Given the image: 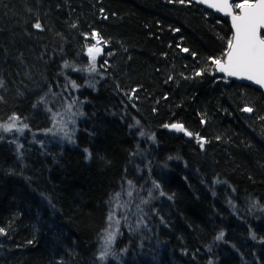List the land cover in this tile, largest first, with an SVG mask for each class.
<instances>
[{
    "label": "trees",
    "instance_id": "1",
    "mask_svg": "<svg viewBox=\"0 0 264 264\" xmlns=\"http://www.w3.org/2000/svg\"><path fill=\"white\" fill-rule=\"evenodd\" d=\"M231 37L188 0H0V124L28 126L0 130V264H264V96L216 74Z\"/></svg>",
    "mask_w": 264,
    "mask_h": 264
},
{
    "label": "snow or ice",
    "instance_id": "2",
    "mask_svg": "<svg viewBox=\"0 0 264 264\" xmlns=\"http://www.w3.org/2000/svg\"><path fill=\"white\" fill-rule=\"evenodd\" d=\"M179 3H185V0H178ZM189 3L192 0H188ZM200 3H207L209 7L216 9L217 11L223 12L226 16L231 17V24L233 30V36L228 40L227 51L225 53L226 59H214L212 63L216 66V69L220 72L225 73L227 76L238 77L253 81L254 83L264 87V35H261V30L264 29V0H242L240 3H230L229 0H198ZM238 9L239 11H234ZM103 12V9H101ZM36 29H41L42 25L37 22L33 25ZM75 27V25H73ZM92 37L96 38V44L88 48L89 65L86 69H80L81 71L95 72L96 71V57L101 53L102 49L97 47L101 43L99 33L93 32ZM105 44L107 41H103ZM187 52L188 49H182ZM111 55V53H109ZM193 55H195L193 53ZM211 59V58H210ZM107 63V61H105ZM65 68L69 65L65 62ZM200 73H197L199 75ZM171 79V77H169ZM0 86H3V81L0 80ZM73 87H77L73 82ZM133 93L137 90L133 89ZM130 99L132 97H129ZM44 97H40L39 102H43ZM75 103V101H74ZM36 107V105H33ZM134 106V105H133ZM69 110L71 105L68 106ZM245 112H252L251 107H245ZM82 115V113H81ZM20 118L15 114L9 117V122L0 124V130L3 133H10L13 130L17 132H23V129L27 128L26 124L21 127H17V121ZM264 119V117H261ZM139 123V121H137ZM165 127L173 128L177 131L184 132L185 135L191 136L192 133L188 132L182 124H171L165 125ZM62 130V129H61ZM50 131V130H49ZM142 136L143 132L140 133ZM0 135V139H2ZM71 141V137H67ZM219 139V137H217ZM201 148H203L204 141L201 137H197ZM19 150V145L17 146ZM131 183V182H129ZM159 187V185H155ZM164 195V193H161ZM171 199V197H169ZM147 203V201H145ZM115 213L110 212L108 219L111 221ZM119 224V221H116ZM104 244L102 250L99 252L98 259L105 261L111 253V246L116 240L118 232L105 230ZM6 231L0 227V235H5ZM224 232H219L215 240L222 241L224 239ZM252 239H256V236L252 234ZM32 243V241H29ZM123 251V250H122ZM119 259V257H115ZM209 264H212L209 261Z\"/></svg>",
    "mask_w": 264,
    "mask_h": 264
},
{
    "label": "water",
    "instance_id": "3",
    "mask_svg": "<svg viewBox=\"0 0 264 264\" xmlns=\"http://www.w3.org/2000/svg\"><path fill=\"white\" fill-rule=\"evenodd\" d=\"M235 1L236 0H229V2L233 3V4L235 3ZM191 3H193V4H195V5L199 6V7L204 8L205 10H207L210 13L214 14L218 18L227 19L228 22H229V25H230L232 36H233V30H232V24H231V17L230 16H226L223 12L217 11L216 9L209 7L207 3H200V2H198V0H192ZM234 11H239V10L238 9H234ZM261 35H264V29L261 30ZM94 44H96V38H94ZM97 47L101 48L102 51L96 57V59H101L103 57V55H104V51H106L109 48V45H106L105 47L97 45ZM224 59H226V56L224 57ZM215 72H216V74L218 76L224 78L225 83L235 82V83H238V84L247 85V86H249L251 88H254V89L260 91L263 94V96H264V87H261L260 85L254 83L253 81H249V80L238 78V77L227 76L225 73L218 71L216 69V66H215ZM169 130H172V131H174V132H176L178 134H184L186 140H188V141L192 140V135L191 136L185 135L184 132L177 131V130H175L173 128H169Z\"/></svg>",
    "mask_w": 264,
    "mask_h": 264
},
{
    "label": "rangeland",
    "instance_id": "4",
    "mask_svg": "<svg viewBox=\"0 0 264 264\" xmlns=\"http://www.w3.org/2000/svg\"><path fill=\"white\" fill-rule=\"evenodd\" d=\"M99 45H100V46H103V44H101V43H100Z\"/></svg>",
    "mask_w": 264,
    "mask_h": 264
},
{
    "label": "bare ground",
    "instance_id": "5",
    "mask_svg": "<svg viewBox=\"0 0 264 264\" xmlns=\"http://www.w3.org/2000/svg\"><path fill=\"white\" fill-rule=\"evenodd\" d=\"M192 4H193V3H192ZM224 57H225V56H224ZM223 59H224V58H223ZM223 59H222V60H223ZM223 79H224V78H223Z\"/></svg>",
    "mask_w": 264,
    "mask_h": 264
}]
</instances>
